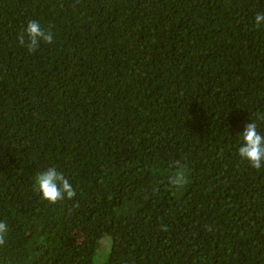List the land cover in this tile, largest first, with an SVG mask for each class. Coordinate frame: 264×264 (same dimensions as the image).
I'll use <instances>...</instances> for the list:
<instances>
[{"label":"trees","instance_id":"trees-1","mask_svg":"<svg viewBox=\"0 0 264 264\" xmlns=\"http://www.w3.org/2000/svg\"><path fill=\"white\" fill-rule=\"evenodd\" d=\"M257 12L0 0V264H264V166L236 151L264 116ZM30 20L54 34L31 53ZM48 166L72 199L41 197Z\"/></svg>","mask_w":264,"mask_h":264},{"label":"clouds","instance_id":"clouds-1","mask_svg":"<svg viewBox=\"0 0 264 264\" xmlns=\"http://www.w3.org/2000/svg\"><path fill=\"white\" fill-rule=\"evenodd\" d=\"M254 24L257 27L264 25V12L255 14ZM53 40V32L45 31L36 20L27 21L23 33L18 37L19 43L25 46L29 53L35 51L41 42L51 44ZM261 120H264V116H257L256 119L249 120L243 130L238 132L240 142L236 148L237 154L254 169L264 166V134L258 131V122ZM35 186L41 197L52 203L66 198L72 199L76 195L72 183L55 166H48L37 171Z\"/></svg>","mask_w":264,"mask_h":264}]
</instances>
